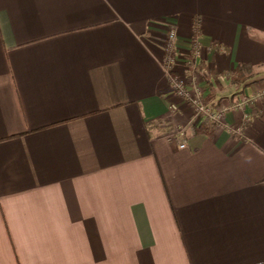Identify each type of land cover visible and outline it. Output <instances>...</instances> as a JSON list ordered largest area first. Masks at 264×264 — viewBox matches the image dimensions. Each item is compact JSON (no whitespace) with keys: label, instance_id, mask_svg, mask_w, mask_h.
<instances>
[{"label":"crops","instance_id":"obj_1","mask_svg":"<svg viewBox=\"0 0 264 264\" xmlns=\"http://www.w3.org/2000/svg\"><path fill=\"white\" fill-rule=\"evenodd\" d=\"M0 264H264V0H0Z\"/></svg>","mask_w":264,"mask_h":264},{"label":"built area","instance_id":"obj_2","mask_svg":"<svg viewBox=\"0 0 264 264\" xmlns=\"http://www.w3.org/2000/svg\"><path fill=\"white\" fill-rule=\"evenodd\" d=\"M177 37V31L176 29H169L166 41L164 44V54L162 58V63L165 69V73L167 77L170 80V85L173 93L188 101L194 108V122L197 124L200 120H202L203 117H207L210 120H212L216 124H223L226 122V114L229 110V106L225 105H218L216 107H212L210 103H204L203 102V90L199 88L198 86H195L194 91L190 88V82L187 81L185 78L181 76H177L174 73V66L176 62V58L174 56V44ZM198 56L199 51L197 50L194 56V59L191 60L190 63L194 65H198ZM196 84V83H195ZM248 100L245 98H242V100L236 105V108L241 109L243 113V120L244 122H250L253 118L252 112H248L249 108ZM170 110L173 112H176L178 110V107L174 104L170 106ZM238 132H240L241 127L236 129ZM184 128L183 127H177L175 132L170 134V139H176L179 137L184 136ZM177 142L180 144L181 148L186 147V141H183L182 143L180 140Z\"/></svg>","mask_w":264,"mask_h":264},{"label":"trees","instance_id":"obj_3","mask_svg":"<svg viewBox=\"0 0 264 264\" xmlns=\"http://www.w3.org/2000/svg\"><path fill=\"white\" fill-rule=\"evenodd\" d=\"M197 43V42H196ZM196 43L194 45V51H193V57L195 56V53L197 51V49H195L196 47ZM197 70V68H196ZM255 76V72L253 69V66L250 64H242V65H238L232 72V81L234 83L237 84H241V83H245L250 81L253 77ZM211 95H208V97L214 99L215 95H214V90L211 89ZM212 96V97H211ZM204 103H206L203 100ZM212 105V107H216L218 106L215 103H210ZM216 123H214L212 120H210L207 117H203L201 123L199 124L197 131L202 132L204 134H207L209 136H211L214 131H215V127H216Z\"/></svg>","mask_w":264,"mask_h":264},{"label":"rangeland","instance_id":"obj_4","mask_svg":"<svg viewBox=\"0 0 264 264\" xmlns=\"http://www.w3.org/2000/svg\"><path fill=\"white\" fill-rule=\"evenodd\" d=\"M198 40H195V43L197 42ZM197 45H198V42L196 43ZM190 67L192 68V70L190 69L189 71H188V73H190L192 76L191 77H188V76H182L183 78H185L187 81L190 79V78H193L194 77V74H196V71H194V69L193 68H195L196 67V65H194V64H192V63H190ZM196 79V78H195ZM197 80V79H196ZM190 82V81H189ZM197 86H198V84H197ZM199 88H201L200 86H199ZM202 90V89H201ZM203 99V98H202ZM207 103V102H206ZM225 106H228V105H225Z\"/></svg>","mask_w":264,"mask_h":264}]
</instances>
